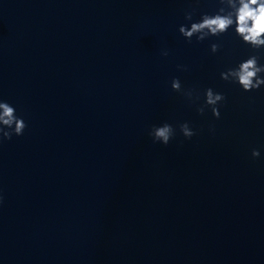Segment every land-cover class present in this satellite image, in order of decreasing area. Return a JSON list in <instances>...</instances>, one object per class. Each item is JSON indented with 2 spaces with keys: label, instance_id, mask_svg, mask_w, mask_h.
Returning <instances> with one entry per match:
<instances>
[{
  "label": "water",
  "instance_id": "95a60500",
  "mask_svg": "<svg viewBox=\"0 0 264 264\" xmlns=\"http://www.w3.org/2000/svg\"><path fill=\"white\" fill-rule=\"evenodd\" d=\"M219 6L0 0V101L27 124L0 143V264H264V86L220 78L264 50L178 31ZM207 88L219 119L197 112Z\"/></svg>",
  "mask_w": 264,
  "mask_h": 264
},
{
  "label": "clouds",
  "instance_id": "9594fccd",
  "mask_svg": "<svg viewBox=\"0 0 264 264\" xmlns=\"http://www.w3.org/2000/svg\"><path fill=\"white\" fill-rule=\"evenodd\" d=\"M219 7L214 14L203 13L200 19L191 22L190 26L180 25L179 33L189 42L195 37L197 42H203L210 37H221L230 29L240 41L249 46L255 52L264 50V0H218ZM194 12L185 13V19L192 21ZM221 48L219 43H212L210 51L215 54ZM167 56L168 52L163 51ZM220 78L229 83L237 84L244 92L259 90L264 86V64L260 63V56L249 55L241 60L235 67H230L220 73ZM171 88L175 92L182 93L187 98H192L191 90L182 89L178 77L171 81ZM198 98V97H197ZM226 97L223 93L216 92L212 88L204 90V103L197 108L200 115L210 109L213 117L221 116L220 105ZM27 124L22 116H17L16 108L6 101H0V143L11 140L13 136H22ZM179 132L185 139H191L196 132L188 122L178 125ZM153 143L167 146L176 135V128L167 122L161 125H153L148 132ZM253 158L259 157L260 152L253 149ZM2 201V197H0Z\"/></svg>",
  "mask_w": 264,
  "mask_h": 264
}]
</instances>
